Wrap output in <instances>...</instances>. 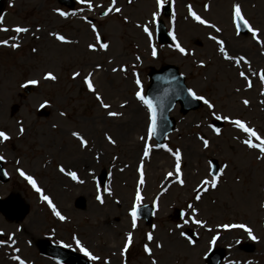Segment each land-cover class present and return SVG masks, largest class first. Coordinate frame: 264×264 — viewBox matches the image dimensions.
Segmentation results:
<instances>
[{"label":"rangeland","instance_id":"obj_1","mask_svg":"<svg viewBox=\"0 0 264 264\" xmlns=\"http://www.w3.org/2000/svg\"><path fill=\"white\" fill-rule=\"evenodd\" d=\"M171 1L175 22L173 26L171 15L166 17L167 29L174 31L177 41L191 55H181L173 42L169 45L156 42L155 24L150 30L153 32L151 44L156 48L157 56L151 55L147 37L136 25L151 19V13L156 10L155 0H132L130 4L128 0H117L116 6L121 8V13L112 12L108 17L101 16L95 7L88 11L78 0L72 10H67L56 0H0V16L3 17L0 28L9 29L0 31V40L9 41L8 46L0 44V130L10 136L5 152V166L10 178L5 183L0 182V196L19 193L30 205L29 213L20 221H9L0 212V239L7 240L12 234L16 241L14 245L10 241L0 245V264H17L10 258L17 254L28 264H58L40 253L38 244L43 239H50L55 243L70 244L69 248L79 251L72 241L73 235L93 255L100 257L92 264H103L104 261L108 264H151L152 260L156 264H206L205 253L214 246L227 249L228 256L222 264L228 261L264 264V208L261 207L264 203V160L256 159L258 150H250L239 142L245 134L228 122L223 120L221 135L212 133L208 124H212L214 118L204 104L185 114L176 106L171 112L175 117V128L162 142L173 150H181L185 184L175 183V177L172 183H167L166 173L172 171L174 158L164 149L152 147L149 158L144 161L146 183L141 189V203L153 205L158 197L152 224L156 227L153 230L140 219L135 229L131 226L128 213L144 143L140 137L146 132V109L134 97L133 72L138 74L145 92L149 67L174 63L188 87L214 103L217 114L240 118L264 135V95L261 94L264 85L258 76L264 70V43L256 44L248 32L237 37L231 22L232 5L239 3L251 25L264 32V0ZM92 2L106 7L109 0ZM189 4L221 32L216 33L188 17L186 6ZM205 4L209 5L207 11ZM54 9L69 15L60 17ZM71 11L76 14H70ZM89 20L96 25L103 42L108 43L107 50L98 47L96 51L89 50L88 45L95 44ZM17 26L27 27L29 31H11ZM50 32L64 35L71 42L56 41ZM209 35L225 41L229 55L235 58L243 55L249 64L241 62L237 67L235 61L224 60ZM13 36L15 41L11 39ZM12 43H18L19 47L13 49ZM201 61L204 67H199ZM97 64L100 65L98 70L95 69ZM121 67L126 70L112 72V68ZM46 71L53 72L57 79L43 80ZM73 71L80 72L75 80L72 79ZM240 71L248 76L251 88L238 75ZM87 72H93L95 88L104 102L111 105V110L122 113L120 117H107L106 110L87 91L83 84ZM30 79H37L39 83L32 85L31 92L25 94L21 85ZM243 100L249 101L247 107ZM45 101L49 115L40 117L37 108ZM125 101L128 103L120 108ZM14 105L17 106L15 110ZM60 112L66 115L62 117ZM21 125L25 129L23 134L18 132ZM73 131L87 140V148L80 147L71 136ZM105 134L116 141L115 145L108 143ZM198 136L209 140L207 149ZM212 157L217 159L220 168L225 164L228 167L217 188H209L201 194L200 201H195L193 189L201 179L208 177V160ZM60 166L75 168L84 183L68 181L59 172ZM17 168L34 177L43 194L49 196L67 217L65 221L52 215L47 203L19 175ZM101 171L106 173V178L99 185L96 177ZM98 187L103 205L95 199ZM104 187L111 189V196L103 191ZM78 196L87 200L84 209L74 205ZM188 203L198 209L197 218L206 221L204 227L191 223L183 225L185 217L175 218L176 207L186 215L191 214L186 207ZM224 223H244L258 239L250 240L242 229L217 227ZM177 224L183 226L177 229ZM188 228L197 234L194 245L179 236L180 231L186 233ZM128 232L132 233V244L121 256ZM148 232L153 234L151 242L146 239ZM217 234L216 242L210 244L212 236ZM157 241L163 245L161 249L155 247ZM243 242L252 243L254 251H241ZM145 244L151 248V256L144 252ZM13 248H19V253Z\"/></svg>","mask_w":264,"mask_h":264},{"label":"snow or ice","instance_id":"obj_2","mask_svg":"<svg viewBox=\"0 0 264 264\" xmlns=\"http://www.w3.org/2000/svg\"><path fill=\"white\" fill-rule=\"evenodd\" d=\"M79 3L85 4L88 11H92L93 7L97 8L100 10V14L103 17H108L110 13L115 12V13H121V8L117 7V0H109V3L107 6H103L100 4H93L92 0H78ZM132 0H128V3L130 4ZM169 0H155V11L151 13V19L149 21H145L143 23H138L136 25L137 28H140L142 32L146 35L147 40L149 42V47L151 49V55L153 58L157 56V50L154 46H152L151 41L153 37V32L150 30V26L156 24L157 18L160 16V10L163 9L168 3ZM11 6V5H10ZM187 13L188 17H190L193 21L199 23L200 25H204L208 28L214 29L216 33H220L221 29L219 27H216L215 24L210 23L208 20L202 18L200 15L197 14L196 11L193 10L192 5H187ZM209 5L205 4L204 9L205 11L208 10ZM54 11L60 16V17H67L69 15L68 12L61 11L60 9H54ZM75 15V13H73ZM125 22H127V17L123 18ZM3 17L0 16V23H2ZM89 25L91 26V31L92 33L95 34V44H89L88 48L91 51H96L97 47L100 50H107L109 47L108 43L103 42V38L98 31L97 27L95 24H93L90 20L87 21ZM175 22V12L173 11L171 14V23L174 26ZM231 22L234 26L235 34L237 37L240 35V29L243 27L244 29L247 30L248 33L251 34L252 40L260 45L261 43H264V32H261L259 28H255L251 25L249 20L245 18L242 12L241 5L239 3H234L232 5V12H231ZM39 30V29H37ZM0 31H9L7 28H0ZM11 31L15 33H27L29 29L27 27H22V26H17ZM50 36L54 37L56 41H59L61 43H70L71 41L67 40L64 35L58 34L56 32H50ZM168 35L172 37L173 44L175 47V50L178 51L181 55H191L192 53H187L185 48L181 46V44L177 41V38L174 34V31H169ZM13 41L16 40V37L13 36L11 37ZM209 39L214 41L216 45L218 46V51L222 55L223 59L229 62L235 61V64L237 67L241 64V62L245 65L249 64V61L245 58V56L241 55L239 58H235L232 55H229L228 51H226V46H225V41L222 39H218L216 35H209ZM0 44L4 46L9 45L8 40H0ZM13 49L18 48L19 44L18 43H12L10 45ZM33 52L36 51L35 48L32 49ZM137 60L140 59V57H136ZM100 67L99 64L95 65V69L98 70ZM199 67H204L203 61L199 63ZM126 69L121 67L119 69L117 68H112V72L115 73L117 71L124 72ZM262 73H264V70H262ZM238 75L244 79L246 82V86L248 88H251L252 84L251 81L249 80L248 76L245 74V72L240 71ZM80 76V72L78 71H73L72 73V79L75 80L77 77ZM133 76L135 77L134 83L136 85L135 91H134V97L135 99L143 105V107L146 109V132L145 135L141 136L140 139L144 142L143 143V148H142V155L139 159V163L136 168V172L138 173V179L136 183V189L133 197V201L131 204L130 211L128 215L131 218V226L133 229L137 227V220H138V212L141 207V201L143 199L142 194H141V189L145 185V173H144V161L149 158L150 152L152 150V147L155 148H162L165 151L169 152L173 158H174V164L172 171H169L166 173V179L175 177V183L179 184L180 186H183L185 184V180L182 178V152L179 148H176L175 150L169 148L166 144L162 143H155L153 138L157 134V110H156V104L154 100L145 94L141 80L138 76L137 73L133 72ZM93 72H87L86 75L83 77V84L86 86L87 91L92 93L95 96L96 101L99 103L100 107L104 110H106V115L109 118H116L120 117L122 115L121 112L119 111H113L111 110V105L109 103H105L101 94L97 91V89L94 86L93 80ZM43 80L46 81H55L57 77L53 74L51 71H46L43 73ZM259 80L261 81V84L264 85V74L259 75ZM29 85H37L39 81L37 79H30L26 82ZM24 85H21L23 87ZM239 91V89H237ZM262 95H264V90H262ZM187 95L191 97L193 100L196 101H201L208 110L211 111V115L215 120H224L234 126L237 130H239L241 133L245 134V138L243 140H240L239 142L246 146L250 150H258V155L256 156V159L258 161L264 160V135L258 133L256 129L253 127L248 126V124L243 121L240 118H231L229 115H220L217 114L214 109L215 105L213 102H210L208 98H206L204 95L200 94L198 95L197 92L193 88H188L187 89ZM128 102L125 101L120 105V108H124L125 105ZM242 103L247 107L249 104L248 100H243ZM47 106V101L44 103L40 104L41 108H44ZM60 116H65V112H60ZM19 123V122H18ZM55 127V125H53ZM199 127V125H197ZM208 128L211 130L212 133H214L216 136L221 135V129L218 127H214L212 124H208ZM25 131L24 127L21 125L20 128L18 129V132L20 134H23ZM71 136L74 137L78 142L81 148H87L88 142L87 140L77 131L71 132ZM199 140L202 141L203 147L207 149L209 147V140L205 139L203 136H198L197 137ZM10 139V136L6 133V131L0 130V143L8 141ZM105 139L108 141L109 144L115 145L116 141L111 137L105 134ZM235 139V137H234ZM152 142V143H150ZM115 159V157H113ZM4 160V156L0 154V161ZM17 164H19V161H17ZM127 167V166H125ZM211 167V165H210ZM228 167L227 164L224 165V167L220 168L218 172H210L208 177L201 179L196 187L193 189V200L195 201H200L201 200V194L204 192H207L209 188L215 189L218 186L219 179L224 173L225 169ZM16 171L19 173L21 177H23L24 180L28 182L29 185L38 193L40 194V199L44 202L47 203L48 207L51 209V213L53 216H55L59 221H65L67 217L61 213V211L58 210L57 206L53 203V201L50 199L49 196L44 195L42 192V189L38 187L37 181L34 179L32 175L26 174L23 170L20 168H17ZM123 171V169H121ZM59 172L63 173L65 176L70 177L71 180L76 181L78 183H84L83 180H80L77 172L76 171H71L65 169V167L60 166L59 167ZM6 174V173H5ZM103 191L106 192L109 196L112 195L111 189L109 187H104ZM95 199L100 203L103 204L104 200L100 194V189L99 187L97 188V195ZM158 197L156 200L153 201V208H156L158 206ZM119 203V201H117ZM187 209L191 213L190 215H186L185 213H181L182 217H185L183 219V225H187L189 223L197 225L199 227H204L206 224V221H204L201 218L198 217V209L193 206L192 203H188L186 205ZM261 207L264 208V203L261 204ZM183 225L177 224L176 228L179 229ZM155 225H152L153 230L155 229ZM218 228H222L224 230H230V229H242L248 236V238L252 241H256L258 238L253 234V230L251 227L247 226L244 223H224V224H219L217 225ZM211 231V229H208ZM19 231V229H17ZM218 235L212 236L211 240L209 241L210 244H214L218 238ZM179 236L183 237L189 245H194L195 241L190 235H186L185 232L180 231ZM146 239L148 241H153V234L152 232L146 233ZM8 241L11 242V245H14L16 243L15 239L13 238L12 234H9L7 237V240L0 239V245H6L8 244ZM72 241H74L75 247L84 254L85 257H87L89 260L92 261H97L100 259V257L93 255L88 248L84 246V244L81 242V240L76 236H72ZM240 241H237L239 243ZM61 246L63 247H71L72 245L70 244H63L62 242ZM132 244V233L128 232L125 236L123 248L121 249V256H124V254L127 252V250L130 248ZM155 247L157 249H161L163 245L157 241L155 242ZM144 252L148 254L149 256L152 255V250L149 248L148 244L144 245L143 248ZM13 251L16 253H19V248H13ZM12 261L17 262V264H28L26 259L21 258L20 255H12L11 257ZM59 264V262H58ZM103 264H108V261H104ZM151 264H156L155 260L151 261ZM227 264H239V262H233V261H228ZM245 264H251V262L246 261Z\"/></svg>","mask_w":264,"mask_h":264},{"label":"water","instance_id":"obj_3","mask_svg":"<svg viewBox=\"0 0 264 264\" xmlns=\"http://www.w3.org/2000/svg\"><path fill=\"white\" fill-rule=\"evenodd\" d=\"M158 34L160 39H165L166 35L161 22H159ZM149 78L150 85L147 88L146 95L150 96L156 104L158 117L157 135L160 138L164 133L169 132L173 128V120L168 117V112L177 101L182 105L184 112L189 108L187 106H198V101L193 100L187 95L183 77L178 73L177 67L174 65H166L159 70H152L149 73ZM0 209L9 219H22L28 211V205L18 195H10L8 198L0 200ZM41 251L67 264H89L83 257L51 242L44 243L41 246ZM223 256L220 250L213 251L209 255V264H217V260Z\"/></svg>","mask_w":264,"mask_h":264},{"label":"bare ground","instance_id":"obj_4","mask_svg":"<svg viewBox=\"0 0 264 264\" xmlns=\"http://www.w3.org/2000/svg\"><path fill=\"white\" fill-rule=\"evenodd\" d=\"M174 180V176L171 178H168L167 183H171Z\"/></svg>","mask_w":264,"mask_h":264}]
</instances>
